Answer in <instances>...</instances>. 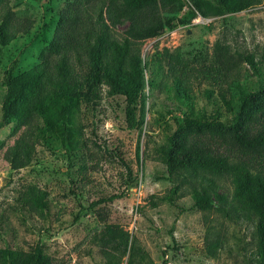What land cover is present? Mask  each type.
I'll return each mask as SVG.
<instances>
[{"label":"rangeland","instance_id":"rangeland-1","mask_svg":"<svg viewBox=\"0 0 264 264\" xmlns=\"http://www.w3.org/2000/svg\"><path fill=\"white\" fill-rule=\"evenodd\" d=\"M71 1L5 0L0 4V20L7 18L17 30L0 47V116L6 70L17 61L13 71L17 82L38 62L52 38L59 10ZM89 12L80 20L91 29L95 18ZM185 18L184 24L145 39L139 47L146 97L142 122L135 128L126 126L123 96L111 93L103 83L94 87L88 101L79 103L65 143L61 125H49L35 144L31 161L22 168L12 169L3 158L21 128L15 127V121L0 127V248L26 250L38 245L52 264H126L127 253L120 239L112 236L123 230L154 264H261L253 220L231 198L226 181H212V204L217 205L216 194L224 195L229 216L197 209L186 194L173 203L163 196L171 186L165 151L176 125L202 109L209 113L217 108L223 122L230 118L215 91L211 99L205 96L204 89L214 87L207 79L193 82L191 106L175 97L165 76L169 56L192 67L211 68L214 55L223 53L239 65L240 84L264 80V0L228 17L187 13ZM126 29V20L110 28L116 37ZM249 55L257 62L259 74L248 67ZM81 59L86 62L84 55ZM90 81L83 64L73 82L84 90ZM30 186L45 192V208L25 200ZM206 237H216L220 243L213 256L205 252Z\"/></svg>","mask_w":264,"mask_h":264},{"label":"trees","instance_id":"trees-1","mask_svg":"<svg viewBox=\"0 0 264 264\" xmlns=\"http://www.w3.org/2000/svg\"><path fill=\"white\" fill-rule=\"evenodd\" d=\"M5 0H0L2 4ZM259 0H72L59 10L50 41L38 55V62L15 82L14 60L6 70L1 102L0 127L15 121L21 128L4 153L3 158L12 169L26 166L32 159L34 147L45 136L51 124L62 127L61 142L71 135L75 114L81 101H88L94 87L109 86L111 93L124 98L126 126L135 128L144 113V79L139 56L141 43L165 29L184 24L185 15L203 18L230 16ZM91 13L95 27L82 24L80 16ZM127 21V29L116 37L110 28ZM7 18L0 20V47L15 35ZM83 55L86 62L81 59ZM245 61L252 73L259 74L257 62L249 55ZM85 64L91 77L84 90L73 80L77 69ZM211 68L192 67L185 61L169 56L165 76L171 80L175 97L191 106L192 84L207 79L204 94L212 98L215 91L228 122L218 118L217 108L197 116H187L168 136L165 151L166 178L171 183L163 199L173 203L189 195L193 206L201 211L216 210L229 216L224 208L225 196L216 194L212 204V181H226L230 196L248 218L253 220L254 238L264 264V80L252 85L240 84L242 72L235 60L215 54ZM200 80H197L199 83ZM227 95V96H226ZM139 102L138 114L135 105ZM214 107V102L211 100ZM45 192L32 186L26 188L25 200L35 207L45 208ZM117 196H110L113 199ZM103 201L96 200L91 205ZM207 228V232H208ZM127 253L126 264H154L144 249L127 232L116 231ZM205 252L215 254L219 241L205 238ZM0 264H52V258L35 245L23 250L10 246L0 248Z\"/></svg>","mask_w":264,"mask_h":264}]
</instances>
